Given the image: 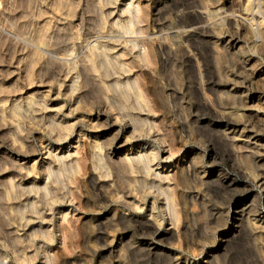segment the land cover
Instances as JSON below:
<instances>
[{"label": "rangeland", "instance_id": "obj_1", "mask_svg": "<svg viewBox=\"0 0 264 264\" xmlns=\"http://www.w3.org/2000/svg\"><path fill=\"white\" fill-rule=\"evenodd\" d=\"M66 1L0 0V264H53V262L54 264H264V239L259 227L264 224V188H261L263 186L256 178L258 172L264 173V167L262 166L257 172L255 169L257 166H254L255 162L264 163V116L257 119L252 125L235 115L237 114L236 107L232 108L234 106L231 105L228 115L232 117V122H238V124L231 121L218 122L214 114L198 101V94L192 88L187 87L189 72H181L176 59H173L168 66L173 85L167 88H176L177 102H171L168 105L169 108L166 109L168 111H160L156 119L160 129L162 128V135L166 134L163 136L164 140L167 139L165 145H170L171 135L175 133L178 139H174V145L181 148V151L167 166L171 163L174 166L178 165L188 149H194V153L199 158L196 165L198 174V189L196 191L199 190L197 203H199L198 212L200 213L198 220L195 221V226L193 224L192 227H187L185 234L182 233V236L178 238L164 233L167 228H170L168 221H165L167 227H118L115 217L116 204L113 201V203L109 202L108 208H105L103 203L101 204L102 201L99 202L100 199L93 192L90 191V194L83 190L81 198L85 210L80 214L84 220L87 219L86 226L76 227L74 233L72 235L66 233L67 236L64 239L66 234L57 226L59 211L64 209L60 205L56 206L57 210L52 212L44 206H40L42 211H45V220H43L44 218L33 215L30 210L32 201L35 200L37 204H41L37 197L30 196L33 199L31 200L25 193L23 198L7 199L6 190L9 189L10 181L27 185L44 180L42 167H44L43 162L47 160L43 161L41 158L43 155L45 156V151L47 152L51 147L53 153L62 154L71 142V144H75L79 127L84 125L83 127L87 128L85 123H80L77 125L76 131L73 133L71 131L70 135L60 139L55 132L50 134L51 131L47 129V123L41 122L40 118L43 114L47 115L45 120L49 123L51 117L55 115L54 113L58 112L57 118L62 119L63 124H73L79 119V115L82 116V113L79 111L77 113L69 112L75 105L67 95L68 76L64 77V73L60 72V67L48 65L45 68L48 73L46 70V72L44 71L45 77L42 74V77L35 74L34 83H30L28 71L32 69L30 63L32 51L38 47L37 49L48 56L58 55L81 61L86 54L84 52H87L88 44H90L88 42L97 39L111 42L114 37L127 36V33L123 34L114 23V21L127 18L122 12L126 7V0L67 1L68 3L72 1L73 5L66 4ZM182 1L184 0H144L146 4L150 3L151 17L148 23L150 31L154 29L159 19L169 15L170 10L168 9ZM198 1L201 6L205 2V0ZM161 5L164 6L161 7ZM103 16L106 18L104 19ZM103 19L109 21L106 29L102 26ZM47 26H49L47 42L41 44L39 40L37 42L38 34L41 29ZM85 39L86 41H84ZM71 40L74 41L71 42ZM209 41L211 46L210 71L214 78L225 81V84L215 87V92L212 95L219 101L232 102L240 90L241 82H245V79L248 80V77L247 75L241 76L229 65L222 49L225 41L222 35L216 33ZM75 42L78 43L76 46L73 45ZM71 46L75 49H72ZM117 46L115 51L121 48V45ZM69 47L71 48L69 49ZM259 70L264 74V65H260L257 68V71ZM66 72L67 70H65V74H67ZM262 76L254 78L252 87L264 92V77ZM60 82H63V87L60 86ZM36 90L38 91L36 92ZM35 93L38 100L43 96L46 97L50 107L49 111L43 110L44 113L38 118L32 116L31 111L20 108V104H26L27 96ZM121 100L119 102L115 100V104L111 105L110 110L117 112L118 109H122L124 105L128 104ZM94 105L93 117H96L100 108L97 104ZM174 105L177 106L176 113ZM59 109L62 111H57ZM251 109L253 108H246V110ZM232 111L234 114H231ZM109 113L107 114L110 117L104 121L106 125L102 129L98 131L89 129L87 134L101 135L104 131L112 128L113 118L112 113ZM197 125H218L225 131V138L218 137L210 128L197 130L195 128ZM182 126L186 128L187 135L181 138L178 129ZM15 138L18 139L15 140ZM144 140L150 145H154L153 147L161 149L159 141L153 138ZM132 142L133 140L129 142L128 147L133 145ZM229 150L231 156H229ZM165 156L166 154L161 152L160 159ZM14 160L28 169L32 168L33 163L37 161L35 172L26 175V170H23L22 166L17 165ZM165 162L163 163L165 164ZM54 168L57 174L60 173L61 182H67L68 171L58 168V165H55ZM215 171L218 176L228 175L229 179H233L235 183L233 187L216 189V184H212L213 190L207 191L204 181L211 177ZM253 192L259 196L256 200L252 197ZM242 199L247 200V204L250 201L253 202L252 210L243 217L242 223L244 224L241 223L239 217L230 215L228 218V212L231 210L233 212L236 202ZM90 203H93L92 206H89ZM99 205H101L102 211L94 209L100 207ZM21 209H24L25 216L21 213L23 211ZM209 209L216 212L212 218L209 216ZM106 212L111 213L112 227H94L93 225L100 219V215H105ZM161 214L164 217V214ZM26 217L27 221H25ZM91 217L92 220H90ZM76 230L78 232H75ZM75 233H78V236ZM71 236L74 238L72 239ZM128 241H130L129 244L132 242L129 246ZM62 246L67 247L66 251L60 254L59 250L63 248ZM212 254L215 255H213V263L209 261Z\"/></svg>", "mask_w": 264, "mask_h": 264}, {"label": "bare ground", "instance_id": "obj_2", "mask_svg": "<svg viewBox=\"0 0 264 264\" xmlns=\"http://www.w3.org/2000/svg\"><path fill=\"white\" fill-rule=\"evenodd\" d=\"M67 1L66 4L73 5L72 1L70 3ZM202 4L201 6L198 0H184L174 4L173 7L168 6L171 7L168 9L170 10L169 15L159 19L154 29L150 31L148 27L151 17L150 3L146 4L144 0H126V7L122 12L128 19H123L124 21L120 19L114 23L123 34L127 33V36L121 35L114 37L115 39L110 36L113 38L111 42L98 39L88 42L90 44L87 43L89 46L87 52H84L86 54L83 59L80 58L81 61L58 55L48 56L37 49L38 47L34 49L30 61L32 69L28 71L30 83H34L35 74L40 77L42 74L45 77L44 71L48 65L60 67V72L65 75L63 76H68L67 95L75 105L69 112L77 113L79 111L82 113V116L79 115V119L73 124H63L62 119L57 118L58 112H53L55 115L51 117L49 123L45 120L47 115L43 114L40 118L41 122L47 123V129L51 131L50 134L55 132L60 139L70 135L71 131L72 133L76 131L77 125L80 123H85L87 128L83 127L84 125L79 127L75 144H71V142L62 154L53 153L51 147L47 152L45 151V156L43 155L41 158L43 161L47 160L43 162L44 167H42L44 180L27 185L10 181L9 189L6 190L7 199L21 198L25 193L29 199L33 196L37 197L41 204L38 203V205L35 200L32 201L30 210L33 215L42 218L45 217V211H42L40 206H44L52 212L56 206L60 205L64 209L59 211L57 226L63 233H71V235L76 227L86 226L87 219L84 220L80 214L85 210L81 198L84 191L93 192L100 199L99 202L102 201L101 204L103 203L105 208H108L109 202L113 201L116 204L115 217L118 227H167L165 221H168L170 228H167L164 233L178 238L182 236V233L185 234L187 227H192L193 224L195 226V221L198 220L200 213L198 212L199 203H197L199 190L196 191L198 189L196 165L199 158L194 153V149H188L178 165L174 166L171 163L167 166L174 160L181 148L174 145V139H178L175 133H171L170 145H165L167 139L164 140L163 136L166 134L162 135V128L160 129L156 119L160 111H165L171 102H177L176 88H167L173 85L168 69L171 61L176 59L179 62L180 71L189 72L187 87L192 88L198 94V101L214 114L218 122H232V117L228 115L231 105L234 106L232 108L236 107L237 114L235 115L252 125L257 119L264 116V92L252 87L254 78L264 75L262 71H257L260 65H264V0H205ZM163 6L161 5V7ZM111 12L110 14H112ZM104 19L101 22L106 29L109 21H104ZM48 27L39 31L37 42L38 40L41 44L47 42ZM216 33L224 37L222 49L229 65L241 76L247 75L248 77V80L245 79V82H241L240 90L232 102L219 101L212 95L215 92V87L225 84V81L214 78L210 71L211 46L209 40ZM98 37L100 39V36ZM73 41L71 40V42ZM76 44L78 43H73L74 46ZM37 45L39 46V43ZM117 45H121V48L115 51ZM65 70H67V74H65ZM46 71L48 73V70ZM55 79L58 78L55 77ZM48 82L50 83V81ZM60 86H64L63 82H60ZM36 98V93L29 94L26 104H20V108L31 111L32 116L38 118L44 113L43 110L49 111L50 107L46 97L43 96L40 100ZM120 99L128 104L125 103L126 105L122 106V109H118L117 112L110 110L111 105L115 104V100L119 102ZM251 103L252 105H250ZM94 104L100 108L96 117H93ZM176 107L173 106L174 112ZM249 107L253 109L246 110ZM115 109H117L116 106ZM233 111L231 114H234ZM109 112H115L112 113L113 122L111 124L113 127L103 133L99 132L102 133L101 135L87 134L89 129L97 131L102 129L106 125L104 121L110 117L107 114ZM232 123L238 124V122ZM19 128L21 129V126ZM195 128L200 131L203 128H210L220 138H225L224 134L226 135L218 125H197ZM185 130L184 126L178 129L181 138L187 135ZM146 138L159 141L161 149L145 142ZM17 139L15 138V140ZM131 140H133V145L128 147ZM44 147L47 148V146ZM161 152L166 154L163 159H160ZM229 156H231L230 150ZM164 161H166L165 164ZM15 163L17 162L15 161ZM33 164V167L28 169L17 163L22 166L23 170H26V175L35 172L37 161ZM255 164L257 172L262 166L264 167V163L255 162ZM55 165L68 171L67 182H61L60 173L57 174V171L54 170ZM256 178L261 182V186H263L261 188H264V173L258 172ZM204 183L207 191L213 190L212 184H216V189L231 188L235 184L233 179L228 178V175L218 176L216 171L211 177L205 179ZM252 197L256 200L259 196L253 192ZM246 202L247 200L244 199L236 202L234 211L228 212V218L230 215L239 217L242 223L246 213L252 210L253 202L250 201L249 204ZM92 204L88 205L92 206ZM99 206L94 209L101 210V205ZM24 209H21L23 216H25ZM106 213L105 215L99 213L101 214L100 219L97 222L94 220L96 222L94 227H112L111 213ZM161 213L164 214V217ZM215 214L216 212L209 209L211 218ZM25 221H27V217ZM259 227L264 239V224ZM194 229L197 231L196 228ZM65 236L67 234L64 235V239ZM129 242L128 246L132 244ZM66 247L59 250L60 254L66 251ZM213 255L209 259L211 263L214 262L215 255Z\"/></svg>", "mask_w": 264, "mask_h": 264}]
</instances>
